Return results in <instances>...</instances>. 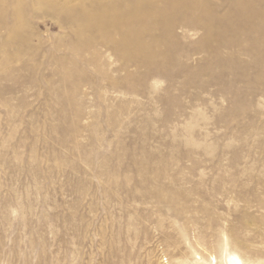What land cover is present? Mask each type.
Segmentation results:
<instances>
[{
	"label": "rangeland",
	"instance_id": "rangeland-1",
	"mask_svg": "<svg viewBox=\"0 0 264 264\" xmlns=\"http://www.w3.org/2000/svg\"><path fill=\"white\" fill-rule=\"evenodd\" d=\"M230 253L264 264V0H0V264Z\"/></svg>",
	"mask_w": 264,
	"mask_h": 264
},
{
	"label": "bare ground",
	"instance_id": "bare-ground-1",
	"mask_svg": "<svg viewBox=\"0 0 264 264\" xmlns=\"http://www.w3.org/2000/svg\"><path fill=\"white\" fill-rule=\"evenodd\" d=\"M227 264H244V262L238 254L230 253L227 258Z\"/></svg>",
	"mask_w": 264,
	"mask_h": 264
}]
</instances>
